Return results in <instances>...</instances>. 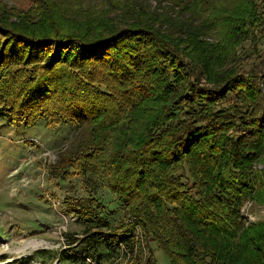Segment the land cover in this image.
I'll return each instance as SVG.
<instances>
[{
  "label": "trees",
  "instance_id": "trees-1",
  "mask_svg": "<svg viewBox=\"0 0 264 264\" xmlns=\"http://www.w3.org/2000/svg\"><path fill=\"white\" fill-rule=\"evenodd\" d=\"M154 2L129 0L130 27L109 25L91 39L16 31L0 3V115L27 127L39 119L78 125L52 169L71 167L107 188L127 219L113 226L100 205L67 198L88 257L102 247L127 264H157L136 250L140 232L170 264H264V221L245 223L241 213L248 201L264 204L260 78L184 62L179 52L208 48L211 36L234 49L258 24L264 0ZM21 89L36 96L32 107Z\"/></svg>",
  "mask_w": 264,
  "mask_h": 264
},
{
  "label": "rangeland",
  "instance_id": "rangeland-1",
  "mask_svg": "<svg viewBox=\"0 0 264 264\" xmlns=\"http://www.w3.org/2000/svg\"><path fill=\"white\" fill-rule=\"evenodd\" d=\"M151 2L155 3L154 0ZM0 3L10 12L5 21L7 25L16 31L26 27L28 35L35 38L59 32L91 39L92 34L109 25L128 28L131 24L130 17L125 18L127 15L123 13L129 0H41V3L37 0H0ZM258 13L261 16L258 24L247 39H238L234 49H229L230 45L221 47L222 40L211 36L208 38L211 41H207L210 43L208 48L192 52L190 47L182 46L180 56L184 62H190L189 58L193 57L210 65L233 67L243 75L259 76L264 98L262 5ZM20 16L24 17L23 23H18ZM162 29L167 31V28ZM0 38H4L2 32ZM18 69L24 70L22 66ZM20 92L25 106L32 107L36 99H31L36 96L27 95L22 89ZM228 96L231 103L241 106L237 95L230 93ZM12 101L17 103L16 99ZM46 121L39 119L35 125L27 127L0 115V264H127L125 257L109 254L102 247L98 251L91 249L89 257L82 251L86 245L84 226L65 205L67 198L100 205L113 226L126 223V211L116 195L99 183L93 187L77 170L69 167L63 174H58L52 169L78 125L67 120L50 126ZM242 213L245 223L263 222L264 204L248 201ZM251 216L253 219H249ZM136 244V250L144 258L145 253H151L157 264H170L157 245L152 243L148 247L143 243L140 232ZM65 253L75 254L76 259L68 260Z\"/></svg>",
  "mask_w": 264,
  "mask_h": 264
},
{
  "label": "built area",
  "instance_id": "built-area-1",
  "mask_svg": "<svg viewBox=\"0 0 264 264\" xmlns=\"http://www.w3.org/2000/svg\"><path fill=\"white\" fill-rule=\"evenodd\" d=\"M242 209H243V207H242ZM242 209H241V213H242ZM242 216H244L243 213H242ZM249 219H253L252 216L249 217ZM249 219H248V221H249ZM138 233H139V232H138ZM136 240H138V235H137ZM136 248H137V244H136ZM122 249H125V246H124L123 244H122ZM145 254H146V253H145Z\"/></svg>",
  "mask_w": 264,
  "mask_h": 264
}]
</instances>
